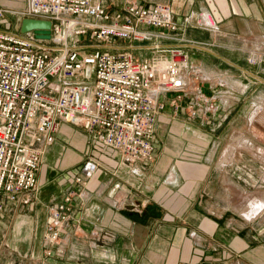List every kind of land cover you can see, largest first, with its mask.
I'll return each instance as SVG.
<instances>
[{
  "label": "crops",
  "instance_id": "obj_1",
  "mask_svg": "<svg viewBox=\"0 0 264 264\" xmlns=\"http://www.w3.org/2000/svg\"><path fill=\"white\" fill-rule=\"evenodd\" d=\"M132 1L170 5L183 38L209 43L180 45L186 69L204 75L205 99L187 92L173 103V93L159 95L164 107L155 118L150 165L124 161L82 127L61 121L44 146L33 203L22 207L6 201L0 209V264H264V227L253 226L264 206L247 207L250 188L264 196L263 167L248 163L263 156L264 146L255 153L244 144L250 141L255 109L264 106L251 96H264V64L247 61L251 52L264 53V0H104L110 11ZM26 3L0 0L9 9L3 27L19 32L23 17L17 12ZM209 7L220 19L214 32L194 25L197 12ZM185 15L192 22L182 27ZM114 46L139 59L153 55L130 48L126 40ZM91 154L103 169L76 184L75 174ZM70 190H75L72 217L47 257L45 225ZM14 219L18 232L29 233H9Z\"/></svg>",
  "mask_w": 264,
  "mask_h": 264
},
{
  "label": "built area",
  "instance_id": "obj_2",
  "mask_svg": "<svg viewBox=\"0 0 264 264\" xmlns=\"http://www.w3.org/2000/svg\"><path fill=\"white\" fill-rule=\"evenodd\" d=\"M7 12L0 6V209L6 201L22 207L33 203L44 146L61 121L82 127L124 161L150 165L155 118L164 107L159 95L173 93V103L187 92L205 99L204 75L186 69L180 45L205 48L209 43L183 38L168 4L132 1L110 11L104 0H27L17 13L50 21L48 39L33 30L3 27ZM219 20L209 7L197 12L194 25L214 32ZM182 22L184 27L192 19L185 15ZM119 39L153 55L139 59L131 50L117 49ZM247 61L263 64L264 53L251 52ZM188 109L196 115L193 104ZM99 169L101 159L89 155L74 182L84 184ZM74 195L70 190L51 210L42 236L47 254L72 217Z\"/></svg>",
  "mask_w": 264,
  "mask_h": 264
},
{
  "label": "rangeland",
  "instance_id": "obj_3",
  "mask_svg": "<svg viewBox=\"0 0 264 264\" xmlns=\"http://www.w3.org/2000/svg\"><path fill=\"white\" fill-rule=\"evenodd\" d=\"M247 57H248V55H247ZM90 80H92V78H90ZM259 90H262V89L260 88ZM251 96L254 97L253 98L254 99L253 101H256L257 102V105H261L258 102L260 100H264L263 99L264 98L263 94L262 95H259V93L254 92V94L251 95ZM256 121H258V123ZM260 122L261 123H264V106H260V107L258 106L255 109L254 116H253V122L250 124L249 131H248L250 141H248L247 143H244L245 146H246V148L248 150L254 151L255 153L257 152L256 150L258 148H261V147H259L260 145L261 146H264V125H262ZM73 126H75V125H73ZM75 127H77V126H75ZM77 128H79V127H77ZM256 135H259L258 138H257ZM260 151H261V154L263 156L261 155L262 157H258V158H256V157H250V158H248V163H249V166H253L255 168L258 167V166H262L263 167V170L262 171H264V151H262L261 149H260ZM262 167H261V169H262ZM38 186H39V184H38ZM249 190H250L249 191L250 194H249V200H248L247 207H249V209H251V208L254 207V205H256V204H258L260 202L264 206V196H263V198L261 197L262 196L261 195V192L255 190V187H252ZM263 206L260 207V210L261 211H259V212H262ZM234 208L237 209V210H240L241 209V206L237 205V206H234ZM251 214H253V213L251 212ZM262 215H263V217L260 218L257 222H255L253 226L256 227L258 225V226L264 227V212L262 213ZM10 219H11V217H10ZM8 224H9V229H8L9 233H29V229H25V228L21 229V231L18 232V228H16L15 219L13 221L10 220V223H8ZM50 254H47L46 252H44V255H46L47 257Z\"/></svg>",
  "mask_w": 264,
  "mask_h": 264
},
{
  "label": "water",
  "instance_id": "obj_4",
  "mask_svg": "<svg viewBox=\"0 0 264 264\" xmlns=\"http://www.w3.org/2000/svg\"><path fill=\"white\" fill-rule=\"evenodd\" d=\"M50 21L25 17L20 22L19 32L25 33L33 30L36 37L41 39L50 38Z\"/></svg>",
  "mask_w": 264,
  "mask_h": 264
}]
</instances>
